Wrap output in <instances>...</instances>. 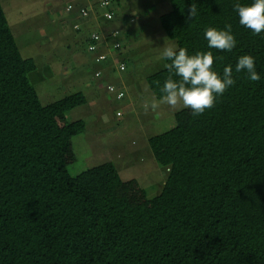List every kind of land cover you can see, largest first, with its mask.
<instances>
[{"label":"trees","instance_id":"16d2710c","mask_svg":"<svg viewBox=\"0 0 264 264\" xmlns=\"http://www.w3.org/2000/svg\"><path fill=\"white\" fill-rule=\"evenodd\" d=\"M167 1L171 11L159 17L167 38L189 55L211 51L213 70L222 76L231 66L235 83L210 110L179 111L172 129L149 139L155 161L171 167L151 199L113 162L69 173L77 159L73 139L86 123L67 114L86 105L87 96L42 104L29 79L36 60L22 57L0 0V264H264V32L240 25L233 10L253 0ZM107 2L69 0L60 29L68 24L74 36L62 37L71 38L69 49L87 43L97 65L114 59L125 71L131 55L115 28L121 1ZM191 4L197 16L189 21ZM226 24L236 47L209 48L205 27ZM242 55L254 57L258 82L235 71ZM168 76L163 69L147 77L157 100ZM110 87L117 100L125 98Z\"/></svg>","mask_w":264,"mask_h":264},{"label":"rangeland","instance_id":"374dc122","mask_svg":"<svg viewBox=\"0 0 264 264\" xmlns=\"http://www.w3.org/2000/svg\"><path fill=\"white\" fill-rule=\"evenodd\" d=\"M68 1L2 0L22 57L32 58L38 65L29 79L42 104L78 92L87 96L86 105L67 114L70 122L86 123L84 133L73 139L77 159L68 171L77 176L113 162L124 181L137 180L149 198L157 197L171 167H161L155 161L148 141L172 129L175 113L185 109L162 104L155 111L150 107L145 110L154 97L147 77L165 69L164 59L159 58L164 43L178 48L167 38L159 20L171 6L167 0H120L115 28L121 34L123 52L131 55L127 69L121 71L114 59L97 65L87 43L69 49L71 38L62 37L64 33L74 36L68 24L61 25L59 36H55L65 21ZM97 71L100 78L95 76ZM108 86L120 88L125 98L117 100L116 94L107 91Z\"/></svg>","mask_w":264,"mask_h":264},{"label":"clouds","instance_id":"9594fccd","mask_svg":"<svg viewBox=\"0 0 264 264\" xmlns=\"http://www.w3.org/2000/svg\"><path fill=\"white\" fill-rule=\"evenodd\" d=\"M233 10L238 13L240 25L251 30L255 35L264 32V0H253L250 5L237 2L233 5ZM196 16L197 6L191 4L187 19L190 21ZM204 36L209 48L231 52L236 47L230 24L225 25V30L206 26ZM159 58L170 61L164 65L169 76L160 89L163 93L162 97L159 100L153 97L150 105L146 103V111L149 107L155 111L160 105L166 104L172 108L182 106L191 109L192 114L198 116L213 108L217 96L223 95L235 83L231 66L223 69L222 76L213 70L215 58L211 51L189 55L185 48L177 50L174 46L164 43ZM243 70H246L251 81L258 82L261 79L255 70V59L251 55H242L238 58L235 71ZM173 74L180 79L174 80Z\"/></svg>","mask_w":264,"mask_h":264},{"label":"built area","instance_id":"2783aa9c","mask_svg":"<svg viewBox=\"0 0 264 264\" xmlns=\"http://www.w3.org/2000/svg\"><path fill=\"white\" fill-rule=\"evenodd\" d=\"M101 1V6L102 7H106L107 5H108V2H107V0H100ZM84 15H86V13H84ZM108 16V18H112V15H110V14H108L107 15ZM118 35V33H114V38L116 37ZM92 38H94L95 40H97V41H99L100 40V37H99V35H93V37ZM90 51L91 52H96L97 51V47L96 46H94V45H92L91 47H90ZM105 59V56H99L98 57V62H100V61H102V60H104ZM123 69V68H122ZM96 77H100V73H97L96 74ZM107 90L110 92V93H115V89H114V87H110V86H108V88H107ZM123 97V95L122 94H120L119 96H118V98L119 99H121Z\"/></svg>","mask_w":264,"mask_h":264},{"label":"crops","instance_id":"0c3cea01","mask_svg":"<svg viewBox=\"0 0 264 264\" xmlns=\"http://www.w3.org/2000/svg\"><path fill=\"white\" fill-rule=\"evenodd\" d=\"M86 23H88V22H85L84 25H87ZM88 24H89V23H88ZM99 27H100V26H99ZM99 27H98V28H99ZM59 29H60V28H58V30H59ZM74 55H75V54H74ZM93 58H94V55H93ZM97 72H100V71H97ZM97 72H96V73H97Z\"/></svg>","mask_w":264,"mask_h":264},{"label":"bare ground","instance_id":"6f19581e","mask_svg":"<svg viewBox=\"0 0 264 264\" xmlns=\"http://www.w3.org/2000/svg\"><path fill=\"white\" fill-rule=\"evenodd\" d=\"M122 99V98H121Z\"/></svg>","mask_w":264,"mask_h":264}]
</instances>
